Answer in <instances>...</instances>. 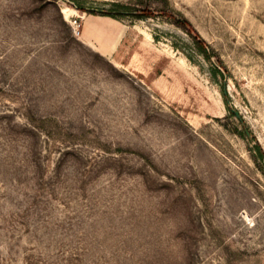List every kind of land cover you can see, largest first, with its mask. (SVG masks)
Returning a JSON list of instances; mask_svg holds the SVG:
<instances>
[{
  "label": "rangeland",
  "instance_id": "rangeland-1",
  "mask_svg": "<svg viewBox=\"0 0 264 264\" xmlns=\"http://www.w3.org/2000/svg\"><path fill=\"white\" fill-rule=\"evenodd\" d=\"M81 1L0 0V264H264V0Z\"/></svg>",
  "mask_w": 264,
  "mask_h": 264
},
{
  "label": "trees",
  "instance_id": "trees-1",
  "mask_svg": "<svg viewBox=\"0 0 264 264\" xmlns=\"http://www.w3.org/2000/svg\"><path fill=\"white\" fill-rule=\"evenodd\" d=\"M73 5L78 8L81 11H87L89 13H95V9L88 8L84 5V1L81 0H73ZM139 4H144V0H138ZM150 6V5H149ZM159 14L164 15L166 17H169L173 19L174 23L186 30L191 35V43H186L191 47L193 50H195L198 54H200L205 60L209 61L213 67V77H217L218 75H221L224 77L226 74L227 67L224 66V62L222 58L219 56L217 51L201 36V34L196 30V28L193 26L192 22L183 15L180 11L174 10L170 7V1L164 0V4L160 6V8L157 9ZM102 15H106L113 18H118L120 16H132L136 17L138 19H145L149 17H153L156 15V12H153L152 10L143 11L138 10L130 6L129 4H115L113 7V10H101ZM157 38V36H156ZM176 49H179L183 51L186 56L193 60V55L189 50L184 48L183 46H180L176 43L173 44ZM217 59V61L215 60ZM226 83L224 82L222 84V92L226 98V101L228 103V97L226 92ZM257 149L259 150L260 156L264 158V154L262 153L261 147L259 144L256 145Z\"/></svg>",
  "mask_w": 264,
  "mask_h": 264
},
{
  "label": "water",
  "instance_id": "water-1",
  "mask_svg": "<svg viewBox=\"0 0 264 264\" xmlns=\"http://www.w3.org/2000/svg\"><path fill=\"white\" fill-rule=\"evenodd\" d=\"M233 110V109H232ZM236 113L238 114V112L236 111ZM246 132H247V135L249 136V137H251V132L248 130V129H246Z\"/></svg>",
  "mask_w": 264,
  "mask_h": 264
},
{
  "label": "built area",
  "instance_id": "built-area-1",
  "mask_svg": "<svg viewBox=\"0 0 264 264\" xmlns=\"http://www.w3.org/2000/svg\"><path fill=\"white\" fill-rule=\"evenodd\" d=\"M78 21L74 20L73 25H77Z\"/></svg>",
  "mask_w": 264,
  "mask_h": 264
}]
</instances>
